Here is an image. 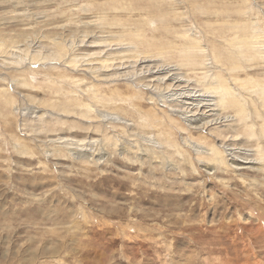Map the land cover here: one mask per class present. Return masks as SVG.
Masks as SVG:
<instances>
[{
	"label": "rangeland",
	"instance_id": "374dc122",
	"mask_svg": "<svg viewBox=\"0 0 264 264\" xmlns=\"http://www.w3.org/2000/svg\"><path fill=\"white\" fill-rule=\"evenodd\" d=\"M0 39V264H264V0H0Z\"/></svg>",
	"mask_w": 264,
	"mask_h": 264
},
{
	"label": "bare ground",
	"instance_id": "6f19581e",
	"mask_svg": "<svg viewBox=\"0 0 264 264\" xmlns=\"http://www.w3.org/2000/svg\"><path fill=\"white\" fill-rule=\"evenodd\" d=\"M258 37H260V36H257L256 35V37L255 38H258ZM191 43V42H190ZM4 44V42L0 39V45H1V47H2V45ZM62 45V44H61ZM60 48V47H59ZM59 57V56H58ZM17 58V57H16ZM60 58V57H59ZM72 58H75V57H72ZM86 58V57H85ZM90 59V58H89ZM101 59V58H100ZM99 59V60H100ZM103 60V59H102ZM83 61V60H82ZM72 65H74V62L72 61ZM89 65V64H88ZM93 65V64H92ZM106 65V64H105ZM76 66V65H75ZM91 66V65H90ZM89 66V67H90ZM103 66V65H102ZM94 67V66H93ZM73 68V67H72ZM88 68V67H87ZM91 68V67H90ZM89 69V68H88ZM94 69V68H93ZM90 70V69H89ZM92 70V69H91ZM97 70V69H96ZM98 70H99V68H98ZM94 72V71H93ZM101 72V71H100ZM97 73V72H96ZM98 75V74H97ZM100 76H101V74H100ZM110 77V76H109ZM113 79V78H112ZM105 80V79H104ZM111 80V79H110ZM229 88V87H228ZM211 93L212 92H215V93H217L218 91L216 90V89H218V88H216V87H211ZM223 92H225L226 91V88L225 89H221ZM210 91V90H209ZM208 93H210V92H208ZM199 94V93H198ZM202 95V94H201ZM183 96H184V94H183ZM209 96V95H208ZM207 96V97H208ZM192 97V96H191ZM202 97V96H201ZM204 97V96H203ZM211 97H213V95L211 96ZM151 99H153V98H151ZM225 99H226V94L224 93V94H220V95H216L215 94V96H214V98H211V101H213L214 102V104H220V103H223L224 101H225ZM161 100H163V101H166V96H163V98H161ZM207 101V100H206ZM79 103V102H78ZM195 103H197V102H195ZM203 103V102H202ZM82 104V103H81ZM84 104H82V106H83ZM88 108H86L87 110H92V106L93 105H86ZM198 106V105H197ZM95 108V107H94ZM221 108H223L222 106H221ZM212 109V108H211ZM93 111V110H92ZM96 113V112H95ZM97 114V113H96ZM99 116H101V117H104V118H107V119H115V118H120V115L118 116V115H115V116H113L114 114H111V112H110V114H109V112H107V113H99L98 114ZM182 116V115H181ZM123 118V117H122ZM182 118L186 121V122H188L189 123V125H195L194 127H198L199 125H197L196 123L198 122V120L196 119V118H194V117H191V116H189V115H186L185 113H183V116H182ZM202 119V118H201ZM208 121V120H207ZM206 121V122H207ZM124 123V122H123ZM128 123V122H127ZM195 123V124H194ZM203 123V122H202ZM129 125V124H128ZM151 136H149L148 138H150ZM152 139H155L156 141H157V139L156 138H154V137H151ZM147 139V140H150L151 142H153V144H155L154 143V141L152 140V139ZM184 139V138H183ZM186 139V138H185ZM71 141L70 142H66V145H65V147H66V149H67V152L69 153V154H72L73 155V153H74V150H73V148H72V150L68 147L69 145H70V143L71 144H78L79 143V141L78 140H72V139H70ZM64 141H69L68 139H64ZM92 142V141H91ZM185 142V144H186V146H188L189 148H191L192 147V149H194L195 151H203V148L200 146V145H198V144H196V143H193V142H190V141H187V140H185L184 141ZM157 143H159V142H157ZM67 144H69V145H67ZM78 146V145H77ZM122 147V146H121ZM82 148V147H81ZM229 148V147H228ZM76 149V148H75ZM227 149V148H226ZM120 150V149H119ZM229 150H232V149H230L229 148ZM219 151V150H218ZM218 151H216V154H215V156H216V160L217 161H224L223 160V157L220 155L219 156V153H218ZM81 152V151H80ZM212 152V151H211ZM83 153V152H82ZM212 153H214V152H212ZM76 155H77V151H76ZM80 155V154H79ZM89 156L90 157V154H86V153H84V154H81V156ZM154 155V154H153ZM74 156V155H73ZM85 158H88V157H85ZM91 158V157H90ZM214 158V160H215V157H213ZM231 159V158H230ZM215 160V161H216ZM218 162V163H219ZM241 162L244 164V163H248L249 164V162H244V161H239V160H237L236 158H232L231 160H230V164H233V165H236V166H238V165H240L241 164ZM252 164H253V162H252ZM233 165H231V166H233ZM251 165V164H250ZM208 169H211V167L210 168H208Z\"/></svg>",
	"mask_w": 264,
	"mask_h": 264
}]
</instances>
